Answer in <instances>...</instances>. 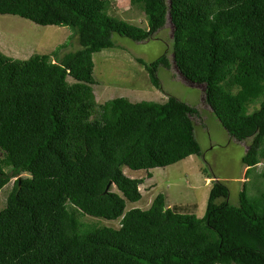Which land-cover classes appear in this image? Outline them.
Returning a JSON list of instances; mask_svg holds the SVG:
<instances>
[{
    "label": "trees",
    "instance_id": "16d2710c",
    "mask_svg": "<svg viewBox=\"0 0 264 264\" xmlns=\"http://www.w3.org/2000/svg\"><path fill=\"white\" fill-rule=\"evenodd\" d=\"M111 1L0 0V14L67 25L80 45L26 59L0 50V193L17 177L0 207V264H264V190L246 187L234 204L216 180L203 216L167 206L164 193L148 209L126 211L144 180L123 166L151 177L152 168L199 155V111L174 95L97 105L93 75V54L115 46L113 33L146 40L170 17L173 61L204 86L229 134L248 140V175L264 161V0H130L146 26L107 13ZM136 60L160 88L168 53ZM110 181L117 190L106 191ZM83 215L120 226L87 224Z\"/></svg>",
    "mask_w": 264,
    "mask_h": 264
},
{
    "label": "rangeland",
    "instance_id": "374dc122",
    "mask_svg": "<svg viewBox=\"0 0 264 264\" xmlns=\"http://www.w3.org/2000/svg\"><path fill=\"white\" fill-rule=\"evenodd\" d=\"M107 13L136 25H147L144 11L132 6L130 0H112ZM173 25L170 17L164 27L151 38L142 41L113 33L114 47L102 49L93 54L94 59V94L97 105L115 98L127 97L131 100H164L174 95L194 106L199 113L193 116L195 134L201 145L199 155H191L176 163L150 169L133 170L123 166L125 174L131 178H143L140 184L142 197L138 201H127L126 211L132 208L148 209L159 193L166 196L169 207H185L184 210L203 216L212 183L222 181L230 190L228 200L239 202V194L246 187L253 193L264 190V161L255 165L254 170L246 174L248 168L242 157L248 150V140L240 141L232 137L219 118L205 101L204 86L192 83L177 69L171 47L173 44ZM72 35V28L67 25H41L18 15L0 14V50L13 58L26 59L34 53H48L59 45L64 54L80 47L77 38ZM167 52L170 67L160 66L158 76L161 87H155L147 70L136 58L142 57L150 62ZM0 156H3L0 151ZM9 169V168H6ZM21 175L27 176L24 172ZM5 185L0 193V207H4L7 195L13 189L14 181ZM113 190H117L112 185ZM254 193V194H255ZM84 223L97 226H120V219H106L83 215Z\"/></svg>",
    "mask_w": 264,
    "mask_h": 264
},
{
    "label": "water",
    "instance_id": "95a60500",
    "mask_svg": "<svg viewBox=\"0 0 264 264\" xmlns=\"http://www.w3.org/2000/svg\"><path fill=\"white\" fill-rule=\"evenodd\" d=\"M112 185V182L110 181L106 187V191H108L110 189V186Z\"/></svg>",
    "mask_w": 264,
    "mask_h": 264
},
{
    "label": "clouds",
    "instance_id": "9594fccd",
    "mask_svg": "<svg viewBox=\"0 0 264 264\" xmlns=\"http://www.w3.org/2000/svg\"><path fill=\"white\" fill-rule=\"evenodd\" d=\"M261 162H262V161H261ZM261 162H259V163H261ZM259 163H258V164H259ZM254 167H255V166H254ZM254 167H253V170H254ZM248 168H249V167H248ZM123 172H124V171H123ZM124 173H125V172H124ZM140 179H143V178H140ZM143 182H144V181H143ZM143 182H142V183H143ZM140 184H141V183H140ZM112 185H115V184L112 182ZM115 186H116V185H115ZM110 187H111V186H110ZM139 189H140V185H139ZM140 191H141V190H140Z\"/></svg>",
    "mask_w": 264,
    "mask_h": 264
}]
</instances>
